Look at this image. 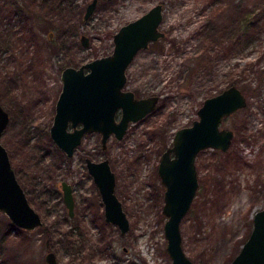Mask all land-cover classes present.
<instances>
[{"label": "rangeland", "instance_id": "rangeland-1", "mask_svg": "<svg viewBox=\"0 0 264 264\" xmlns=\"http://www.w3.org/2000/svg\"><path fill=\"white\" fill-rule=\"evenodd\" d=\"M90 2L0 0V102L10 114L0 142L43 220L33 231L17 229L0 212V264H46L49 251L59 264H172L158 174L162 153L178 129L198 119L206 98L240 80L247 105L221 123L233 130V143L226 152L207 148L197 155L199 188L181 223L193 264H230L264 208V0H100L84 20ZM158 3L166 35L137 54L126 87L159 95L156 109L122 140L111 137L105 150L100 135L91 134L67 157L50 137L63 68L110 54L115 32ZM238 25L251 29L239 51L205 53V38L228 43ZM86 158L109 159L128 233L106 221ZM62 181L74 190L73 216Z\"/></svg>", "mask_w": 264, "mask_h": 264}, {"label": "water", "instance_id": "water-1", "mask_svg": "<svg viewBox=\"0 0 264 264\" xmlns=\"http://www.w3.org/2000/svg\"><path fill=\"white\" fill-rule=\"evenodd\" d=\"M111 1V0H105ZM99 0H92L86 8L88 20ZM164 6L154 5L140 17L124 24L113 35V51L83 63L79 67H64L61 74L62 91L50 134L53 142L68 156H72L86 133H100L103 148L112 135L122 140L129 126L152 113L160 96L136 98L126 90L127 69L141 50L165 37L161 29ZM82 44L89 47V38L82 36ZM247 97L237 85H230L220 93L204 100L198 119L192 125L178 129L172 145L161 156L158 174L165 187L162 213L166 252L172 264H193L182 246L181 223L189 212L199 188L196 158L200 151L213 148L228 151L234 132L221 128L222 121L246 107ZM121 112L120 120L116 119ZM10 123L9 112L0 102V137ZM71 125V126H70ZM81 125V128H77ZM73 128V131L69 130ZM87 168L98 187L104 204L105 219L116 225L121 234L131 228L130 220L116 193V174L108 159L87 160ZM64 201L70 216L74 215L72 186L62 183ZM0 212L22 229L33 231L43 225L41 215L31 205L19 182L7 148L0 142ZM46 264H59L53 251L45 255ZM230 264H264V208L253 217V229L239 253Z\"/></svg>", "mask_w": 264, "mask_h": 264}, {"label": "trees", "instance_id": "trees-1", "mask_svg": "<svg viewBox=\"0 0 264 264\" xmlns=\"http://www.w3.org/2000/svg\"><path fill=\"white\" fill-rule=\"evenodd\" d=\"M244 29H245L244 26H240V25L237 26V33L235 35H233L232 38L229 40L231 43L230 42L227 43L226 41H224V42L217 41V39L219 38V36H217L216 39L209 38L210 39L209 42L206 41L207 38H205L203 42H205V44L207 42V45H208V46L205 47V53L207 52V53H210L211 54L212 52H214L216 54H220L223 50H227V49H228V51L229 50L239 51L240 48H241V44L243 43V41L245 39H248V40L251 39V29H250V31L249 30H244ZM205 53L203 55L204 59L207 58V56H206ZM246 64L248 66H251V63H249V62H247ZM244 72H245V70H244ZM234 73H236V72H233V74H231V75H234ZM239 82H240V80H234V81H232L230 83V85H237ZM12 226H14L15 228H17L13 224H12Z\"/></svg>", "mask_w": 264, "mask_h": 264}, {"label": "flooded vegetation", "instance_id": "flooded-vegetation-1", "mask_svg": "<svg viewBox=\"0 0 264 264\" xmlns=\"http://www.w3.org/2000/svg\"><path fill=\"white\" fill-rule=\"evenodd\" d=\"M100 1V0H99ZM116 33V32H115ZM163 39V38H162ZM155 43V42H154ZM152 44V43H151ZM150 44V45H151ZM150 45H149V47H150ZM148 47V48H149ZM137 56V55H136ZM135 59V58H134ZM128 70V69H127ZM127 81H128V77H127ZM126 87H127V84H126ZM126 87H125V89H126ZM126 90H130V89H126ZM62 91V90H61ZM131 91H133V90H131ZM134 92V91H133ZM61 93V92H60ZM134 94H135V96H136V98H143V97H149V96H139V95H137L136 94V92H134ZM60 96V95H59ZM150 96H153V95H150ZM159 96V95H158ZM59 98V97H58ZM57 101H58V99H57ZM160 101V100H159ZM159 103V102H158ZM56 104H57V102H56ZM158 105V104H157ZM156 109V108H155ZM199 110V109H198ZM55 113H56V107H55ZM149 115V114H148ZM147 115V116H148ZM55 116V115H54ZM146 116V117H147ZM120 118H121V112L120 111H118L117 112V114H116V119L117 120H120ZM144 119V118H143ZM142 119V120H143ZM54 120V119H53ZM141 121V120H140ZM139 122V121H138ZM137 123V122H136ZM132 124H134V123H132ZM52 126V125H51ZM71 126V125H70ZM131 126V125H130ZM130 126H129V128H130ZM51 128V127H50ZM78 129L79 128H81V125H78V127H77ZM129 128H128V130H129ZM69 130L70 131H73V128H71V127H69ZM128 130H127V132H128ZM126 132V133H127ZM91 134H97V135H100V137L102 138V136H101V134L100 133H86L83 137H82V141H81V144H82V142H83V140H84V138L86 137V136H88V135H91ZM126 135V134H125ZM50 137H51V134H50ZM111 137H115L114 135H112ZM101 138H100V141H101ZM124 138V137H123ZM110 140V139H109ZM118 140V139H117ZM109 142V141H108ZM108 142H107V145H108ZM80 144V145H81ZM79 145V146H80ZM101 145H102V142H101ZM79 146L75 149V151H74V153H73V155L72 156H74V154H75V152H76V150L79 148ZM58 147V146H57ZM102 148H103V146H102ZM107 148V147H106ZM106 148H103L104 150L106 149ZM61 150V149H60ZM64 152V151H63ZM65 153V152H64ZM66 154V153H65ZM66 156L67 157H72V156H68L67 154H66ZM88 159H90V160H93V159H91V158H86L85 159V164H86V169H87V172L89 173V171H88V168H87V160ZM104 160V159H103ZM109 160V159H108ZM93 161H95V160H93ZM110 162V161H109ZM16 172V171H15ZM89 175H90V173H89ZM91 176V175H90ZM92 177V176H91ZM93 179V178H92ZM94 181V180H93ZM20 182V181H19ZM63 182H67V181H62V183ZM62 183H61V188H62ZM69 183V182H68ZM70 184V183H69ZM22 185V184H21ZM71 185V184H70ZM72 186V185H71ZM72 189H73V187H72ZM25 190V189H24ZM63 191V190H62ZM73 196H74V190H73ZM63 197H64V192H63ZM74 204H75V200H74Z\"/></svg>", "mask_w": 264, "mask_h": 264}, {"label": "bare ground", "instance_id": "bare-ground-1", "mask_svg": "<svg viewBox=\"0 0 264 264\" xmlns=\"http://www.w3.org/2000/svg\"><path fill=\"white\" fill-rule=\"evenodd\" d=\"M244 200V199H243Z\"/></svg>", "mask_w": 264, "mask_h": 264}]
</instances>
